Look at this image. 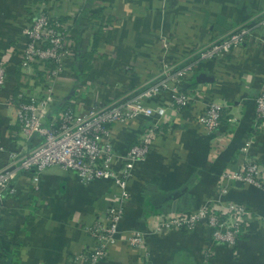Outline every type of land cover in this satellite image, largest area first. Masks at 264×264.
I'll return each instance as SVG.
<instances>
[{
  "label": "crops",
  "instance_id": "1",
  "mask_svg": "<svg viewBox=\"0 0 264 264\" xmlns=\"http://www.w3.org/2000/svg\"><path fill=\"white\" fill-rule=\"evenodd\" d=\"M41 3L68 29L70 57L54 82L20 63L25 25ZM263 13L264 0H0V63L7 72L0 93V144L5 148L0 160L10 150L33 148L39 141L25 140L10 98L39 99L50 85V117L66 106L107 105L155 77L162 60L191 63L211 42L250 27L251 36L229 54L197 61L185 83L195 94L189 107L172 112L169 98L160 96L157 104L168 108L170 120L152 141L146 160L134 165L117 242L100 264H204L208 249L210 264H264V192L222 181L224 172L237 171L246 160L259 163L264 181V129L254 125V100L264 84V26L258 25ZM209 103L224 108L222 127L228 130L222 134L208 135L197 123ZM144 122L111 126L117 153L136 142ZM12 187L15 192L0 208V264H73V257L93 244L90 227L119 194L109 182L84 183L59 167L47 169L37 189L29 174L18 176ZM231 203L246 206L252 215L235 248L212 244L203 226L189 233L147 230L160 212L185 214ZM134 231L144 233V248H131L123 239Z\"/></svg>",
  "mask_w": 264,
  "mask_h": 264
},
{
  "label": "built area",
  "instance_id": "2",
  "mask_svg": "<svg viewBox=\"0 0 264 264\" xmlns=\"http://www.w3.org/2000/svg\"><path fill=\"white\" fill-rule=\"evenodd\" d=\"M258 25L264 26V13ZM252 28L243 26L227 34L224 38L211 42L194 55L196 61L184 64L162 60L159 73L146 81L139 89L117 102L87 110L62 108L58 117L53 115L52 89H44L46 94L39 98H10L16 105V122L26 141L38 138V144L29 148L23 146L7 152L5 160H0V208L5 196L14 193L12 183L22 174H29L32 186L37 189L41 175L49 168L59 167L74 173L84 183L94 181L109 182L118 195L103 214H100L89 229L92 246L76 254L73 264H100L108 255L109 248L117 242L120 233L118 225L123 217L128 201V181L134 165L146 160L152 141L158 136L163 125L170 120L167 107L157 104L160 96H167L168 107L179 112L195 101V94L186 85V78L194 72L197 61L212 60L229 54L251 36ZM25 46L20 63L32 65L36 72L43 74L44 80L54 82L64 69L70 57L67 24L54 18L45 3L36 6L24 28ZM166 47V43L164 44ZM195 62V63H193ZM5 66L0 63V93L7 80ZM255 128L264 129V84L255 97ZM224 108L216 103L206 105L197 123L208 135L227 131L222 127ZM145 120L143 130L136 142L126 152L119 154L113 144L111 126L124 125L134 120ZM227 124L233 122L226 119ZM226 125V124H225ZM223 130H222V129ZM220 130V131H219ZM249 143L241 152L246 154ZM5 148L0 144V154ZM222 181H232L251 185L264 192V181L260 165L255 160H246L237 171L224 172ZM225 192V187H220ZM252 219L251 212L240 204H226L216 207L208 205L196 211L180 214L163 212L153 215L148 221L149 231L162 232L180 230L193 232L199 226L208 229L212 244L234 248L247 232ZM123 239L131 247H145L143 232L124 234ZM212 254H204V264H210Z\"/></svg>",
  "mask_w": 264,
  "mask_h": 264
},
{
  "label": "trees",
  "instance_id": "3",
  "mask_svg": "<svg viewBox=\"0 0 264 264\" xmlns=\"http://www.w3.org/2000/svg\"><path fill=\"white\" fill-rule=\"evenodd\" d=\"M97 38V37H96ZM96 38L94 37V44H93V46L95 47L96 46V43H97V41H96ZM93 47V48H94ZM38 74H39V76L41 77V78H44L43 77V74H41V73H39V72H37ZM66 107H71V108H73L72 106H66ZM66 107H64V108H66ZM241 239V238H240ZM240 241V240H239ZM238 244V243H237ZM236 247V246H235ZM234 247V248H235ZM228 248H231V247H228Z\"/></svg>",
  "mask_w": 264,
  "mask_h": 264
}]
</instances>
